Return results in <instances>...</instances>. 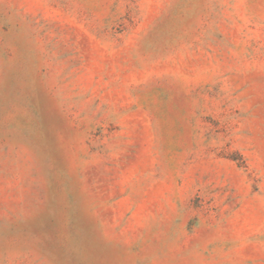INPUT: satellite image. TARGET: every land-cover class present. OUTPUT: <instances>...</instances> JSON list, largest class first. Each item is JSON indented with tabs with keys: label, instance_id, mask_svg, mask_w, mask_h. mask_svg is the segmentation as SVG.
I'll use <instances>...</instances> for the list:
<instances>
[{
	"label": "rangeland",
	"instance_id": "rangeland-1",
	"mask_svg": "<svg viewBox=\"0 0 264 264\" xmlns=\"http://www.w3.org/2000/svg\"><path fill=\"white\" fill-rule=\"evenodd\" d=\"M0 264H264V0H0Z\"/></svg>",
	"mask_w": 264,
	"mask_h": 264
}]
</instances>
